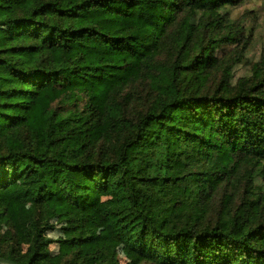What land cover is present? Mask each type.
I'll return each instance as SVG.
<instances>
[{
  "label": "trees",
  "instance_id": "1",
  "mask_svg": "<svg viewBox=\"0 0 264 264\" xmlns=\"http://www.w3.org/2000/svg\"><path fill=\"white\" fill-rule=\"evenodd\" d=\"M237 3L0 0V262L264 264V53L234 84Z\"/></svg>",
  "mask_w": 264,
  "mask_h": 264
},
{
  "label": "rangeland",
  "instance_id": "2",
  "mask_svg": "<svg viewBox=\"0 0 264 264\" xmlns=\"http://www.w3.org/2000/svg\"><path fill=\"white\" fill-rule=\"evenodd\" d=\"M231 12V19L242 30L244 37L239 46L227 47L224 50L227 65L232 66L233 83L236 84L241 78L252 76L253 68L261 61L264 53V0H238V3L228 8ZM223 52V53H224ZM93 197H99L96 191L91 193ZM97 210L93 212L91 224L102 235H109V231L103 223L100 210L112 204L107 198H99ZM67 207L57 211L59 215ZM54 215V216H55ZM59 217L55 218L57 222ZM67 224L59 222L58 230L52 233V237L57 238L60 235L70 234L71 230H61ZM52 250L57 251L58 246L52 245ZM119 257L123 264H147L139 262L138 257L127 251L123 247L119 250Z\"/></svg>",
  "mask_w": 264,
  "mask_h": 264
},
{
  "label": "water",
  "instance_id": "3",
  "mask_svg": "<svg viewBox=\"0 0 264 264\" xmlns=\"http://www.w3.org/2000/svg\"><path fill=\"white\" fill-rule=\"evenodd\" d=\"M0 264H8V263H2V262H0Z\"/></svg>",
  "mask_w": 264,
  "mask_h": 264
}]
</instances>
